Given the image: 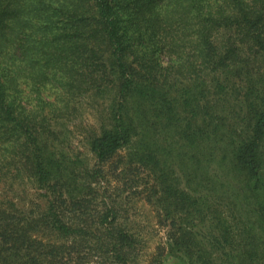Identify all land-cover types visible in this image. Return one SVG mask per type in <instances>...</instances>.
Instances as JSON below:
<instances>
[{
  "label": "trees",
  "instance_id": "trees-1",
  "mask_svg": "<svg viewBox=\"0 0 264 264\" xmlns=\"http://www.w3.org/2000/svg\"><path fill=\"white\" fill-rule=\"evenodd\" d=\"M130 189L145 264H264V0H0V264H143Z\"/></svg>",
  "mask_w": 264,
  "mask_h": 264
},
{
  "label": "rangeland",
  "instance_id": "rangeland-1",
  "mask_svg": "<svg viewBox=\"0 0 264 264\" xmlns=\"http://www.w3.org/2000/svg\"><path fill=\"white\" fill-rule=\"evenodd\" d=\"M103 112V107L99 104L92 103L90 100H83L76 105L69 115L66 123V128H62V144L65 146L64 150L69 154H77L81 157L87 158L89 162L93 161L92 153L88 150L85 142L86 128L89 124H98L100 113ZM213 165H215L213 163ZM30 185H26L28 187ZM140 189H130L122 192L121 203L124 207H129V218L134 221V227L137 228L144 238L143 241V264L159 247L166 244L165 228L161 226L156 219L155 212L152 211V206L148 204L146 194L139 191ZM19 202L28 199L30 192L25 194L20 189L17 190ZM121 198V196H119ZM162 264H183L179 259L165 253Z\"/></svg>",
  "mask_w": 264,
  "mask_h": 264
}]
</instances>
